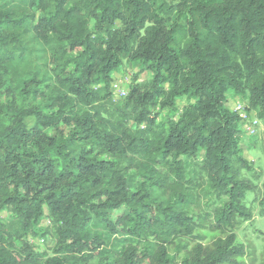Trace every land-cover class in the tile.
Here are the masks:
<instances>
[{"label": "trees", "instance_id": "16d2710c", "mask_svg": "<svg viewBox=\"0 0 264 264\" xmlns=\"http://www.w3.org/2000/svg\"><path fill=\"white\" fill-rule=\"evenodd\" d=\"M123 59L153 76L114 100ZM229 90L264 119V0H0V264H242L235 230L257 186ZM190 158L225 197L211 221L189 213ZM149 186L183 208L151 202ZM206 230L217 236L202 242Z\"/></svg>", "mask_w": 264, "mask_h": 264}, {"label": "rangeland", "instance_id": "374dc122", "mask_svg": "<svg viewBox=\"0 0 264 264\" xmlns=\"http://www.w3.org/2000/svg\"><path fill=\"white\" fill-rule=\"evenodd\" d=\"M166 4L172 3V0H164ZM174 16V15H172ZM90 29H93V22L89 24ZM144 66L139 61H127L123 59L122 65L114 71L111 75V84L113 81H117L119 87L116 92H113L114 100L124 99L129 91V85L132 82L134 75H137L135 82L140 84H147L151 78L152 73L149 70H144ZM110 84V86H111ZM126 92V94H121V91ZM227 106L232 110L236 111L237 108L241 112H246L245 114L249 118H253L256 121L252 124L249 120H243L240 118L239 126L242 131V139L240 142L241 156L244 157L252 166L251 171L243 170L241 175L248 178L256 184L257 188L253 193H248L246 196L245 204L252 214L249 221L243 222L235 230L236 234V244L242 245L244 249V256L240 259L242 264H264V215L260 214V205L258 204L261 198L262 183L264 182V119H261L257 111H248V101L246 98L241 97L238 94L233 93V91H227ZM184 104V100H178L175 111L168 112L166 109L159 110L160 116L158 121H161L166 115L170 117L174 113V118L176 119L180 113V109ZM101 158L117 161L114 157L107 153H100L98 155ZM199 160L186 159L185 170L187 173V178L194 180L197 184H201L200 187L196 189L197 193V203L193 209L189 210L193 216L199 215L203 216L205 220L211 221L216 209L223 206L225 202V197L218 198L212 189L209 187V183L206 180L205 175L199 170L196 163ZM130 177V183L132 186H137L139 183L138 175H136L132 170L128 173ZM150 194V201L154 203H162L163 205L177 206L181 209L182 204L178 203L174 196L169 193H164L154 187H148ZM11 214L7 211L1 213V217L6 221H10ZM48 220L42 221V226H47ZM204 236L202 242H206L209 239H213L217 236V233L204 231L201 233ZM41 236H29L27 239L33 245V248L38 252H45V254H52L53 241L49 237L47 240L40 241ZM123 236L116 235V237H111V245L115 246L120 241ZM125 241H121V245ZM168 256L173 262H180L184 259V252L182 249L169 248Z\"/></svg>", "mask_w": 264, "mask_h": 264}, {"label": "built area", "instance_id": "2783aa9c", "mask_svg": "<svg viewBox=\"0 0 264 264\" xmlns=\"http://www.w3.org/2000/svg\"><path fill=\"white\" fill-rule=\"evenodd\" d=\"M119 87V85H118V83H117V81H113V83L111 84V88H112V90H114L115 89V91L116 92H119L118 91V88ZM120 93V92H119ZM121 94H126V92H124L123 90L121 91ZM236 112L238 113V116H239V118H242L243 120H246V121H250L252 124H255L256 123V121L255 120H253V118H249L248 119V116L244 113V112H241L240 110H239V108H237V110H236ZM40 241L42 242L43 241V239H40Z\"/></svg>", "mask_w": 264, "mask_h": 264}]
</instances>
